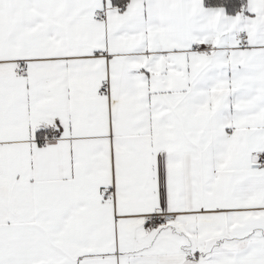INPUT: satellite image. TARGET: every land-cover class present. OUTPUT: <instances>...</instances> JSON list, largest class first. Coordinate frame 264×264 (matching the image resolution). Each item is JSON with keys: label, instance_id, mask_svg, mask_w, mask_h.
<instances>
[{"label": "snow or ice", "instance_id": "6c2138e0", "mask_svg": "<svg viewBox=\"0 0 264 264\" xmlns=\"http://www.w3.org/2000/svg\"><path fill=\"white\" fill-rule=\"evenodd\" d=\"M0 264H264V0H0Z\"/></svg>", "mask_w": 264, "mask_h": 264}]
</instances>
